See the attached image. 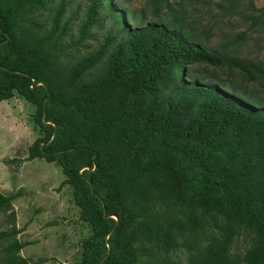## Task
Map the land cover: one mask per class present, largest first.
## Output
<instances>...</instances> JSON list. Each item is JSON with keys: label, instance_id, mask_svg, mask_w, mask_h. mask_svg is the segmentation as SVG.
Masks as SVG:
<instances>
[{"label": "trees", "instance_id": "trees-1", "mask_svg": "<svg viewBox=\"0 0 264 264\" xmlns=\"http://www.w3.org/2000/svg\"><path fill=\"white\" fill-rule=\"evenodd\" d=\"M122 2L89 0L66 45L64 0H0V102L31 104L41 133L10 161L60 167L58 189H72L91 229L79 264H180L169 254L195 251L206 230L188 264H264V104L191 70L227 68L252 83L264 66L209 49L169 0H147L139 16ZM103 20L116 31L67 61ZM18 197L0 192L10 226L0 264H30L20 251L31 243L16 238ZM244 233L240 261L230 250Z\"/></svg>", "mask_w": 264, "mask_h": 264}, {"label": "rangeland", "instance_id": "rangeland-1", "mask_svg": "<svg viewBox=\"0 0 264 264\" xmlns=\"http://www.w3.org/2000/svg\"><path fill=\"white\" fill-rule=\"evenodd\" d=\"M59 1L55 0V3ZM64 1L65 18H73L65 37V44L69 45L78 38V28L85 17L89 0ZM169 1L185 9L180 20L209 49L227 53L245 63L264 66V0ZM146 2L123 0L122 4L139 16L142 9L150 13ZM51 14L45 13V19L49 21ZM160 16L166 15L162 12ZM110 30L116 31L108 20H103L100 27L91 30L89 39L67 51L66 60L71 61L94 52ZM191 70L204 81L220 84L235 90L236 94L264 104V79L250 83L234 70L203 64L194 65ZM16 99L18 101L12 99L8 105L7 101L0 102V114L3 109L8 110L13 106L15 109L12 111L17 117L16 121L11 117H0V192L19 195L13 201L16 226L22 230L16 238L20 242L31 243L20 251V255L28 259L30 264H79L82 243L91 236V229L79 220V209L74 203L72 189L69 186L58 189L64 179L60 167L36 159L16 168L17 163L10 161L25 158L29 146L41 136L33 123L34 107L21 97ZM9 227L7 216L0 214V232L9 230ZM211 233L206 230L199 235L195 251L181 249L169 256L180 264H188L191 257L206 247ZM9 242L0 239V262L3 249ZM249 246L250 238L244 233L236 238L230 254L241 261Z\"/></svg>", "mask_w": 264, "mask_h": 264}, {"label": "crops", "instance_id": "crops-1", "mask_svg": "<svg viewBox=\"0 0 264 264\" xmlns=\"http://www.w3.org/2000/svg\"><path fill=\"white\" fill-rule=\"evenodd\" d=\"M16 97H18V96H14L13 98H11L10 100H7V105L8 104H10L12 101V99L13 100H15V101H18L17 99H16ZM19 103V102H18ZM12 109H15V107H11V108H9L8 110H6V109H3L2 111H1V114H0V117L1 118H3L4 117V119H7V118H9V117H11L14 121H16V115L14 114V112L12 111ZM33 113H34V111H33ZM67 187V186H66ZM65 188V187H64ZM4 194V193H3ZM24 249V248H23ZM22 249V250H23Z\"/></svg>", "mask_w": 264, "mask_h": 264}]
</instances>
